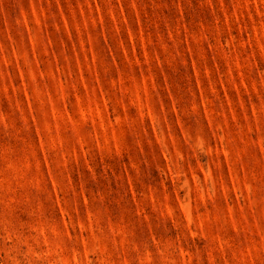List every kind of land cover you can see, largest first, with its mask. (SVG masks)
Returning a JSON list of instances; mask_svg holds the SVG:
<instances>
[{"label":"rangeland","instance_id":"rangeland-1","mask_svg":"<svg viewBox=\"0 0 264 264\" xmlns=\"http://www.w3.org/2000/svg\"><path fill=\"white\" fill-rule=\"evenodd\" d=\"M0 264H264V0H0Z\"/></svg>","mask_w":264,"mask_h":264}]
</instances>
